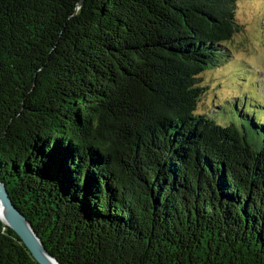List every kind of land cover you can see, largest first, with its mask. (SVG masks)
Masks as SVG:
<instances>
[{
  "label": "trees",
  "instance_id": "obj_1",
  "mask_svg": "<svg viewBox=\"0 0 264 264\" xmlns=\"http://www.w3.org/2000/svg\"><path fill=\"white\" fill-rule=\"evenodd\" d=\"M235 10L0 0V180L61 264H264V105L197 110ZM0 264H39L2 222Z\"/></svg>",
  "mask_w": 264,
  "mask_h": 264
},
{
  "label": "rangeland",
  "instance_id": "obj_2",
  "mask_svg": "<svg viewBox=\"0 0 264 264\" xmlns=\"http://www.w3.org/2000/svg\"><path fill=\"white\" fill-rule=\"evenodd\" d=\"M235 17L239 28L227 43L229 56L200 75V85L206 87L200 112L218 108L232 96H244L246 105H264V0H236Z\"/></svg>",
  "mask_w": 264,
  "mask_h": 264
},
{
  "label": "water",
  "instance_id": "obj_3",
  "mask_svg": "<svg viewBox=\"0 0 264 264\" xmlns=\"http://www.w3.org/2000/svg\"><path fill=\"white\" fill-rule=\"evenodd\" d=\"M23 196L15 200L0 180V222L12 229L39 264H61L45 246L34 227L35 216Z\"/></svg>",
  "mask_w": 264,
  "mask_h": 264
}]
</instances>
